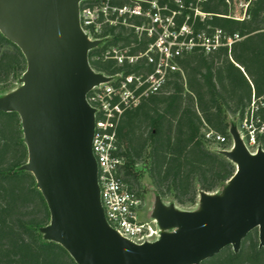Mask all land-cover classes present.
<instances>
[{"label": "water", "instance_id": "water-1", "mask_svg": "<svg viewBox=\"0 0 264 264\" xmlns=\"http://www.w3.org/2000/svg\"><path fill=\"white\" fill-rule=\"evenodd\" d=\"M80 0H0V34L25 61L19 87L0 96V113L20 119L30 173L49 212L39 229L44 241L61 246L75 264H200L222 249L237 253L257 231L264 247V152L250 155L237 127L232 148L220 151L235 168L220 193L198 194L194 211L156 198L151 218L161 233L140 245L106 223L92 155L94 109L87 94L108 78L94 72L88 53L98 46L82 33Z\"/></svg>", "mask_w": 264, "mask_h": 264}, {"label": "trees", "instance_id": "trees-1", "mask_svg": "<svg viewBox=\"0 0 264 264\" xmlns=\"http://www.w3.org/2000/svg\"><path fill=\"white\" fill-rule=\"evenodd\" d=\"M202 10L211 16L196 22L195 32L218 29L237 39L229 47L209 53L195 48L177 58L178 71L158 92L124 111L116 126L120 179L140 198L144 173L156 198L168 197L179 206L194 205L200 192L223 188L234 165L208 149L205 135L211 132L230 142L229 118L238 122L252 99L264 102L263 1L251 2L242 21L226 18L221 0H208ZM96 52L88 53L91 69L105 75L120 70L111 60L94 59ZM24 71L19 49L0 34V96ZM26 162L18 115L0 113V264H75L61 246L39 233L50 217L33 176L18 170ZM200 264H264V247H258L253 230L237 253L226 247Z\"/></svg>", "mask_w": 264, "mask_h": 264}, {"label": "built area", "instance_id": "built-area-1", "mask_svg": "<svg viewBox=\"0 0 264 264\" xmlns=\"http://www.w3.org/2000/svg\"><path fill=\"white\" fill-rule=\"evenodd\" d=\"M221 1L226 7V18L242 21L255 0ZM207 2L80 0L78 3L82 33L89 41L99 43L94 48L98 52L93 58L111 60L120 68L112 75L92 69L109 80L93 87L86 97L95 111L91 148L97 168L100 205L107 225L123 239L137 245L156 241L161 230L152 219H138L141 198L128 191L120 179L122 158L116 143V126L124 111L158 92L169 76L178 71L177 58L195 48L209 53L220 46L229 47L237 39V35L226 38L218 29L210 34L195 32L196 22L211 16L202 10ZM237 123V132L246 151L250 155L264 152V102L252 99ZM205 139L220 146V151L232 148L225 136L209 132Z\"/></svg>", "mask_w": 264, "mask_h": 264}, {"label": "rangeland", "instance_id": "rangeland-1", "mask_svg": "<svg viewBox=\"0 0 264 264\" xmlns=\"http://www.w3.org/2000/svg\"><path fill=\"white\" fill-rule=\"evenodd\" d=\"M17 87H19L18 79L15 81H12L10 84L7 85V88L5 89V91H6L5 94L13 91ZM1 88L4 89V87H1ZM229 122H230V125H235L236 127L238 125L235 118L234 119L229 118ZM231 144H232V140H231ZM208 149L211 151L220 152L221 147L217 146L215 144H209ZM139 185H140V190L142 192L141 193L142 205L140 207V210H139L137 216H138V219L140 221H149L152 219L151 213L153 210V206H154V202H155L156 197H155V194L153 192L150 180L148 179V177L145 173L142 174L141 177L139 178ZM221 190H222V188H219L213 193H215V194L220 193ZM162 202L166 206L172 204L176 207V209L181 210V211H194L198 207V197L196 198L194 205L179 206L175 202H172L168 197L163 199Z\"/></svg>", "mask_w": 264, "mask_h": 264}]
</instances>
